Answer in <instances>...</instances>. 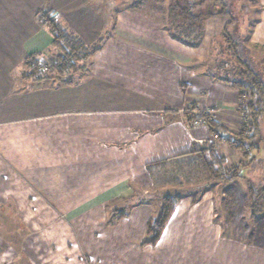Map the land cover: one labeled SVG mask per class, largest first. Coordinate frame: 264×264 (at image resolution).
Returning <instances> with one entry per match:
<instances>
[{
    "label": "crops",
    "instance_id": "1",
    "mask_svg": "<svg viewBox=\"0 0 264 264\" xmlns=\"http://www.w3.org/2000/svg\"><path fill=\"white\" fill-rule=\"evenodd\" d=\"M114 1L0 0V264H13L10 251L42 253V264H264V196L249 192L264 187V117L248 158L189 122L208 113L233 134L241 127L239 93L207 72L228 19L206 20L202 41L189 45L153 6ZM48 12L87 45L108 37L83 75L27 78L29 56L56 53L40 16ZM243 15L240 37L264 60V0ZM200 142L240 177L179 202L158 243L142 246L154 209L120 202L154 186L149 164ZM7 223L16 247L2 245Z\"/></svg>",
    "mask_w": 264,
    "mask_h": 264
},
{
    "label": "trees",
    "instance_id": "2",
    "mask_svg": "<svg viewBox=\"0 0 264 264\" xmlns=\"http://www.w3.org/2000/svg\"><path fill=\"white\" fill-rule=\"evenodd\" d=\"M251 1L245 0L246 3L242 4L243 0H201L198 3H190L189 0H170L167 10L169 31L189 45H197L202 41L205 36L206 20L214 17L228 19L220 34L212 38L210 47L212 56L206 62L207 72L215 80L239 93L238 110L242 111L246 108L251 112L250 135H246V129L240 130L239 134L231 133L226 126L216 122L208 113L192 115L189 122L197 121L199 124L206 125L218 141L229 143L234 149L242 152L245 158L249 157L251 149H257L255 140L259 136V121L264 117V60L253 56L239 34L238 14L245 13ZM240 4V10L237 12L236 9ZM40 16L50 30L53 47L56 50L48 62L52 73H42L39 70L41 55H34L29 56L25 62L27 78L34 81L62 80L66 77L83 75L108 37H102L95 45H87L80 37L58 24L50 12L42 13ZM183 159L195 161L203 166L208 173V182L205 185L187 188L167 187L147 193L146 196L134 192L131 199L124 200V202H132L138 198V202L131 204L129 209L144 204L154 209V216L148 223L147 236L142 246H155L158 243L179 202L191 198L192 204H196L216 184L229 183L240 177L239 168H227L224 159L216 155L213 147L202 150L197 146L190 153L149 164L147 169L151 176H154L153 171L156 168L168 162ZM249 192L251 197L258 201L264 196V187L257 189L250 186ZM193 196L196 198L193 199ZM260 206L254 203L252 208L257 211L261 208ZM121 213L119 218L126 216L125 212Z\"/></svg>",
    "mask_w": 264,
    "mask_h": 264
},
{
    "label": "rangeland",
    "instance_id": "3",
    "mask_svg": "<svg viewBox=\"0 0 264 264\" xmlns=\"http://www.w3.org/2000/svg\"><path fill=\"white\" fill-rule=\"evenodd\" d=\"M140 1V3L145 2L147 4V6H153L154 9H157L156 15L157 18L156 20L158 21L160 20H166V25H168V19H167V10L170 4V0H137ZM192 2H196L198 0H191ZM245 4V0H243ZM116 3V5H122L123 0H115L114 1ZM240 5H238L236 11L238 12L240 10ZM160 12V13H159ZM152 17V15H150ZM239 19H242V16H244L242 13L238 14ZM253 52H255V54H258L261 56V50L259 49H252ZM252 52V53H253ZM264 51H262L263 53ZM47 55V53H46ZM264 55V53H263ZM256 57V56H255ZM264 57V56H262ZM243 111V110H242ZM242 111L239 110L241 116H242ZM237 134V132L235 133ZM260 144H264V141H262ZM264 154V147H260V151L259 156H263ZM220 158V157H219ZM154 176H152L151 180L154 184V186L147 191L144 190H134V192H139L140 194H142V196H146L147 193H151L154 191H157L159 189H163V188H167V187H190V186H194V185H205L208 182V173L206 172V170L203 168V166L197 164L195 161H191V160H179V161H172V162H168L165 165L156 168L154 171ZM149 196V195H148ZM196 197L193 196V199H195ZM135 202H138V198H135L132 202H120L121 207H129L131 206V204H135ZM120 207V206H119ZM122 214V213H119ZM118 215V213H117ZM16 224L13 223H7V224H3L2 225V245H11V240L13 241L14 246L16 247L17 243L14 242L15 238L11 237V231L12 229H14V226ZM243 225V224H240ZM10 226H13L10 228ZM249 227V228H248ZM247 229H252L253 226L250 225L248 226ZM236 228V224L235 223H231L229 222L227 224V230H234ZM238 228V226H237ZM14 231V230H13ZM5 237V238H4ZM19 240V238H18ZM252 240V239H249ZM29 241H27L26 244H28ZM30 245L33 247V249L38 250L41 249L42 250V246L43 245H37V247H35L33 245V243L31 242ZM9 251V250H8ZM7 254V259L11 260L13 259V264H42V258H43V254H32V253H17L16 251ZM7 263V262H6ZM8 264H11L8 263Z\"/></svg>",
    "mask_w": 264,
    "mask_h": 264
},
{
    "label": "built area",
    "instance_id": "4",
    "mask_svg": "<svg viewBox=\"0 0 264 264\" xmlns=\"http://www.w3.org/2000/svg\"><path fill=\"white\" fill-rule=\"evenodd\" d=\"M50 58H52L51 55H49V57H47V56L43 57L42 56L41 59H40V68H39V70L42 73H44V74L52 73V70L49 67V63H48ZM250 113L251 112L248 109H246V108L243 109L242 116H241L242 117L241 127H240L239 131L237 132V134L240 133V130L246 129V131H245L246 135L247 136L250 135V133H249L250 127H251V124H250ZM199 125L200 124L197 121H194V122L191 123V126H199ZM214 138H215L216 141H218L217 137L214 136ZM198 147L200 149H202V150L207 148V146L203 142H200L198 144Z\"/></svg>",
    "mask_w": 264,
    "mask_h": 264
}]
</instances>
